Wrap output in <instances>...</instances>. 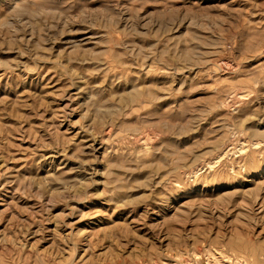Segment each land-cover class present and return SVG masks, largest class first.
Masks as SVG:
<instances>
[{
    "label": "rangeland",
    "instance_id": "rangeland-1",
    "mask_svg": "<svg viewBox=\"0 0 264 264\" xmlns=\"http://www.w3.org/2000/svg\"><path fill=\"white\" fill-rule=\"evenodd\" d=\"M0 264H264V0H0Z\"/></svg>",
    "mask_w": 264,
    "mask_h": 264
},
{
    "label": "bare ground",
    "instance_id": "bare-ground-1",
    "mask_svg": "<svg viewBox=\"0 0 264 264\" xmlns=\"http://www.w3.org/2000/svg\"><path fill=\"white\" fill-rule=\"evenodd\" d=\"M90 38V37H89ZM79 43V42H78ZM86 250V249H85ZM244 261V260H243ZM231 263V262H230ZM241 263V262H240ZM244 263V262H243Z\"/></svg>",
    "mask_w": 264,
    "mask_h": 264
}]
</instances>
